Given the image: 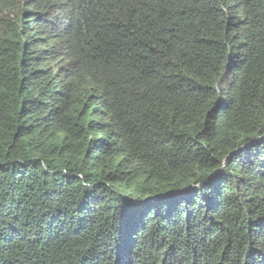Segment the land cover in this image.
Here are the masks:
<instances>
[{
  "label": "trees",
  "instance_id": "16d2710c",
  "mask_svg": "<svg viewBox=\"0 0 264 264\" xmlns=\"http://www.w3.org/2000/svg\"><path fill=\"white\" fill-rule=\"evenodd\" d=\"M0 264H264V0H0Z\"/></svg>",
  "mask_w": 264,
  "mask_h": 264
}]
</instances>
